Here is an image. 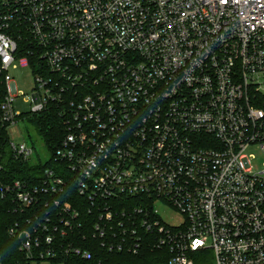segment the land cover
<instances>
[{
	"label": "built area",
	"instance_id": "2783aa9c",
	"mask_svg": "<svg viewBox=\"0 0 264 264\" xmlns=\"http://www.w3.org/2000/svg\"><path fill=\"white\" fill-rule=\"evenodd\" d=\"M19 65L34 71L29 113L55 106L66 122L41 183L2 190L35 216L9 229L26 264L148 242L168 264H264V0H0L1 122L32 162L12 133ZM73 189L88 248L68 235Z\"/></svg>",
	"mask_w": 264,
	"mask_h": 264
},
{
	"label": "trees",
	"instance_id": "16d2710c",
	"mask_svg": "<svg viewBox=\"0 0 264 264\" xmlns=\"http://www.w3.org/2000/svg\"><path fill=\"white\" fill-rule=\"evenodd\" d=\"M6 95L5 79L0 74V264H26V256L20 249V242L9 235V229L16 222H20L23 227H29V221H33L35 216L28 210L20 209L12 198L2 194V190L15 181H28L30 185L41 183L42 173L53 164V157L46 164L31 163L15 157L10 147L9 124L1 122L2 104ZM19 121L28 123L36 129L51 156H53L66 134V122L61 116L60 109L52 106L41 113L23 114L19 117ZM46 198V200H51L48 195H46ZM72 198L74 203L80 204L82 214L79 224L67 230L68 235H71L74 231H76L77 236L82 233V237L87 238V241H83L84 248H88L89 243L98 244V242L92 241V235L88 230V224L92 216L87 210L86 198L80 197L74 189L72 190ZM49 208L55 210L53 205ZM46 209L48 210V208ZM56 236L60 239L57 234ZM152 247V244L148 242L140 252L134 254L130 252H108L100 248L99 245L95 248L96 256L92 260L66 257V261L67 264H168L169 252Z\"/></svg>",
	"mask_w": 264,
	"mask_h": 264
},
{
	"label": "rangeland",
	"instance_id": "374dc122",
	"mask_svg": "<svg viewBox=\"0 0 264 264\" xmlns=\"http://www.w3.org/2000/svg\"><path fill=\"white\" fill-rule=\"evenodd\" d=\"M13 77L14 82L18 90V96L16 102L14 103L15 110L22 114H28L33 108V96L37 92V87L35 83V76L32 67H22L18 66L10 72ZM14 135V142L17 144H27L29 147L34 148V156L31 163H44L46 164L50 158L51 154L45 146L43 140L38 135L36 129L28 123L19 121L12 131ZM251 154L255 156L256 168H259L262 162V157L260 152L253 149L250 151ZM160 212L162 215L170 220L177 219V215L174 211L164 209L160 207ZM209 264H215V260L212 259Z\"/></svg>",
	"mask_w": 264,
	"mask_h": 264
}]
</instances>
